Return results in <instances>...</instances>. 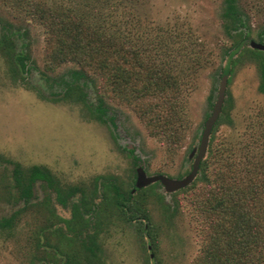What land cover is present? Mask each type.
Wrapping results in <instances>:
<instances>
[{"label": "rangeland", "instance_id": "1", "mask_svg": "<svg viewBox=\"0 0 264 264\" xmlns=\"http://www.w3.org/2000/svg\"><path fill=\"white\" fill-rule=\"evenodd\" d=\"M254 3L259 6L255 11L249 9ZM241 4L251 15L252 26L264 24V0H241ZM221 6L222 0H0V32L8 25L14 54L24 55L27 66L22 78L13 81L9 58L0 54V219L16 213L10 231L0 229V264H63L70 248L78 247L74 233L84 236L93 230L89 218L81 229L72 224L68 229L64 221L71 218L70 200L65 207L57 204L55 195L39 181L29 203L16 199L8 161L21 168L46 167L61 187L87 189L96 176H105L128 191L136 182L137 169L147 177L180 180L189 174L227 65L224 49L230 41L220 26ZM40 8H79L85 11L86 23L113 30L123 43L151 48L144 55L150 60L159 50L158 60L178 74L181 90L175 122L181 125L172 143L148 130L134 110L108 95L99 79L96 87L86 82L83 89L92 104L98 93L104 95L101 121L89 118L81 105L61 99L76 65L46 64L49 31L40 21ZM196 58L199 62L192 64ZM228 68L222 108L230 101L225 110L221 108L202 159L212 189L196 181L201 177L198 170L190 184L173 192L158 182L134 190V198L148 210L158 231V249L152 253L149 239L140 232L141 222H127L116 213L99 235L100 264H197L209 228L193 199L211 202L214 178L227 167L246 181L247 162L257 159L264 165V94L258 92L256 64L245 59ZM46 198L52 215L40 204ZM174 200L179 210L169 216L166 207ZM49 221L53 228L38 236L45 248H36V234Z\"/></svg>", "mask_w": 264, "mask_h": 264}, {"label": "trees", "instance_id": "2", "mask_svg": "<svg viewBox=\"0 0 264 264\" xmlns=\"http://www.w3.org/2000/svg\"><path fill=\"white\" fill-rule=\"evenodd\" d=\"M253 7L249 9L255 11L259 6L254 3ZM40 10V21L49 31L46 64L49 68L67 62L76 65V69L70 72L74 82L64 83L61 99L81 105L89 111V118L101 121L104 95L98 93L96 102L92 104L87 102L83 89L86 82L96 87L99 79L101 86L109 91L108 95L134 110L148 130L162 134L167 142L172 143L177 127L181 125V122L178 126L175 124L179 119L178 94L181 90L178 74L168 70L158 60L161 59L159 50L152 54L157 58L150 60L144 55L152 52L151 48L127 40L123 43L113 30L86 23L85 11L79 8ZM250 17L241 0H222L220 26L230 46L224 49L227 65L220 76L229 75L230 64H238L245 59L246 62H254L259 75L258 92L264 94V53L249 47L250 41L264 44V24L252 26ZM1 29L0 54L9 58L8 71L11 79L16 81L27 70L25 56L14 54V36L8 25ZM195 62H199L197 58L192 64ZM229 101L226 100L225 104ZM256 156L261 158V154ZM8 162L13 166L11 191L24 205L31 200L32 188L39 181L55 195L57 204L65 207L70 200L71 218L64 221L68 229L70 224L81 229L87 222L84 221L86 218L92 219L91 233L87 232L84 236L77 231L74 233L73 239L78 247L70 248L71 255L63 260V264H100L99 235L116 213L127 222H141L143 228L140 232L149 239L152 253L157 251L158 231L151 223L148 210L134 198L132 192L135 185L125 191L114 179L96 176L89 189L85 185L61 187L46 167L32 165L21 168L17 163ZM199 170L201 177L196 181L212 189L205 161L200 162ZM213 186L211 202L204 204L198 197L193 199L196 208L208 221L209 228L197 264H264V165L257 159L247 162L246 181L236 170L227 167L221 170L218 178H214ZM46 199L40 204L52 215L49 198ZM97 199L99 202H96ZM156 199L161 201L160 196ZM166 208L171 211L169 216H173L178 212L179 205L174 200V204ZM15 216L16 213L1 218L0 229L10 231ZM52 228L53 222L49 221L39 230L35 237L36 248H45L38 236ZM54 236H58L57 232ZM38 261L44 262L45 259Z\"/></svg>", "mask_w": 264, "mask_h": 264}, {"label": "water", "instance_id": "3", "mask_svg": "<svg viewBox=\"0 0 264 264\" xmlns=\"http://www.w3.org/2000/svg\"><path fill=\"white\" fill-rule=\"evenodd\" d=\"M249 47L253 50H258L264 53V44L257 43L255 41H250ZM226 83H227V76L223 75L220 79L219 88L217 92V99L213 105L212 112L205 121L204 128L200 136L197 153L194 158L190 173L187 176H185L183 179L176 180L162 175L147 177L145 176L144 172L141 169H137L136 170L137 177H136L134 190L158 182L163 186L166 192H173L184 188L194 180L199 170L200 162L202 161L205 155L210 133L221 112Z\"/></svg>", "mask_w": 264, "mask_h": 264}, {"label": "flooded vegetation", "instance_id": "4", "mask_svg": "<svg viewBox=\"0 0 264 264\" xmlns=\"http://www.w3.org/2000/svg\"><path fill=\"white\" fill-rule=\"evenodd\" d=\"M190 173V172H189ZM183 179V178H182ZM176 180H179V179H176ZM135 185V184H134Z\"/></svg>", "mask_w": 264, "mask_h": 264}]
</instances>
